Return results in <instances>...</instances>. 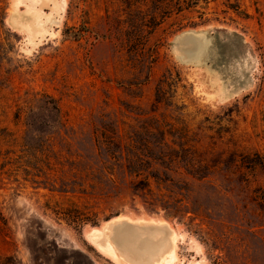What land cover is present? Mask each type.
Wrapping results in <instances>:
<instances>
[{"label":"rangeland","instance_id":"rangeland-1","mask_svg":"<svg viewBox=\"0 0 264 264\" xmlns=\"http://www.w3.org/2000/svg\"><path fill=\"white\" fill-rule=\"evenodd\" d=\"M189 29L201 61L170 45ZM259 160L264 0H0V259L119 264L86 233L126 216L177 234L157 264H264Z\"/></svg>","mask_w":264,"mask_h":264},{"label":"water","instance_id":"water-1","mask_svg":"<svg viewBox=\"0 0 264 264\" xmlns=\"http://www.w3.org/2000/svg\"><path fill=\"white\" fill-rule=\"evenodd\" d=\"M189 35L200 36L207 43L204 32L189 29L176 34L170 43L171 47L176 39ZM174 55L184 63L192 62L181 59L175 53ZM115 217L109 218L96 227L102 232L98 240L102 243L105 240L111 241L115 250L125 260L132 264H150L152 259L164 250L165 247L163 245L168 233H170L167 223L163 227H158L155 224L148 223L147 220L137 224L128 221L126 216H123L122 219H114Z\"/></svg>","mask_w":264,"mask_h":264},{"label":"bare ground","instance_id":"bare-ground-1","mask_svg":"<svg viewBox=\"0 0 264 264\" xmlns=\"http://www.w3.org/2000/svg\"><path fill=\"white\" fill-rule=\"evenodd\" d=\"M10 21L12 23H14L12 21V18H10ZM14 21H15V19H14ZM50 21L51 20L47 19L46 20V23L50 24ZM176 49H177V51H182V55H183L184 58L193 59L195 61H201L202 59H205L208 56V54H209L208 51H207L206 42L204 41V39L202 37L197 36V35H194V36H191V37L188 36V38L186 40L181 41L180 44L177 45V48ZM240 56H242V55H240ZM226 61H227V59H226ZM122 217L123 216H116L114 219H122ZM126 219L128 221L132 222V223H137V224H140L142 222H145V220H142V219H139V218L138 219H129V218H126ZM149 222L152 223V224L157 225L158 227H163V225H166L164 221H153V220H150V221H148V223ZM100 235H102V232H101V230L97 229L96 227L90 228V230H88L87 233H86V237L92 243V245L94 246V248L96 250H99V251L105 253L106 255L110 256L114 261H116L119 264H132L131 262L125 260L117 252V250H115V248H114L113 244L111 243V241L105 240L102 243L100 240H98L100 238ZM176 237H177V234L170 228V233H168V236H167V238L165 240V243L163 245L165 247L164 250H162L155 258H153L150 264H155L161 258H163L165 256V254H167L166 256H169L170 254L168 255V252H167L169 246L171 247L172 254L173 255H176V253H175ZM171 239H172V243L170 245ZM171 251H169V252H171Z\"/></svg>","mask_w":264,"mask_h":264},{"label":"trees","instance_id":"trees-1","mask_svg":"<svg viewBox=\"0 0 264 264\" xmlns=\"http://www.w3.org/2000/svg\"><path fill=\"white\" fill-rule=\"evenodd\" d=\"M138 150H139L138 148H134V147H131V146L126 147L125 150H124L125 151V155H126V160L128 162L140 161V157L143 156V155ZM196 151H197V149L195 147H190L189 148V152L192 155H194ZM172 152H173V149L169 148L167 155L173 156V153L174 154L176 153V152H173V153ZM233 153H235V151ZM150 158H151V156H150ZM257 164L259 166H263L264 165V161L263 160H259V161H257ZM178 169H182L181 172L184 175L189 176V177H191L194 180H201V181H203L204 175L209 170H212L211 166L208 165L202 159L192 160L190 163H187L184 166L178 167ZM152 178H153V181L156 184V186L162 187L167 192H170L169 185L171 184V182H168V179H160V178H157L155 176H152ZM144 183H145V186L148 185V181H144ZM181 188L182 187H180L179 190ZM170 199L172 200V202L177 203V204H175L176 207H172L170 212L166 213L164 216L167 217V218H177V216H184V213H186L187 211L184 212V211L180 210V207L185 206V205H182L181 203H178V201H176V198H174V196H172ZM191 214H192V216L188 218V220L190 221V223L188 225V228L192 227L194 230H196L197 233H200L201 232L200 227H199L200 222L199 223H193V217H199L200 214L195 213V212H191ZM10 262H11V260L8 257H4V258L0 259V264H10Z\"/></svg>","mask_w":264,"mask_h":264}]
</instances>
